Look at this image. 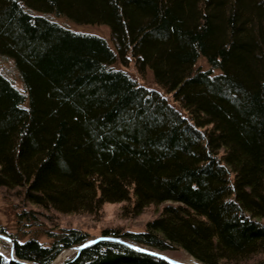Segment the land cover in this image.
<instances>
[{
	"label": "trees",
	"instance_id": "obj_1",
	"mask_svg": "<svg viewBox=\"0 0 264 264\" xmlns=\"http://www.w3.org/2000/svg\"><path fill=\"white\" fill-rule=\"evenodd\" d=\"M54 17L108 26L113 46ZM0 58L22 88L0 71V193L36 208L16 212L25 239L0 225L15 258L50 264L91 238L43 217L124 203L161 210L100 236L264 264V0H0ZM60 264L171 263L102 239Z\"/></svg>",
	"mask_w": 264,
	"mask_h": 264
},
{
	"label": "rangeland",
	"instance_id": "obj_2",
	"mask_svg": "<svg viewBox=\"0 0 264 264\" xmlns=\"http://www.w3.org/2000/svg\"><path fill=\"white\" fill-rule=\"evenodd\" d=\"M54 19L57 20V22L67 26L71 30L96 34L104 38L110 46H113L108 26L77 24L62 17H54ZM197 64L204 68L207 67L203 59H200ZM118 65L120 66V64ZM126 69L130 72V74H132L133 77L137 78L139 82H143L148 86H153L152 77L149 72L146 73L142 80L136 72L133 63H130ZM0 71L7 78L14 81L17 89H22L21 84L17 80V74L11 59L8 60L0 58ZM10 194L11 193L7 192L4 194L0 193V225L3 226L8 232L14 234L17 233L21 238L25 239L29 237L32 232L30 233L31 229L28 228L21 232L18 231L16 212H19L23 207H25L27 210H35L36 208L30 204L23 203L19 197H16L15 195L12 197ZM123 204L124 203H104L96 214H52L51 220L44 218L43 215H41V217H43L42 222L44 223L45 227L51 228L54 226L53 228H60L71 226L88 232L91 236L89 239H93L100 237L99 234L103 228H115L121 230L143 229L145 223L149 219L153 218L158 213V211L161 210V205L157 207L149 206L146 207L143 212H141V214L133 215L132 213L129 214L123 211ZM0 234L10 238L6 234ZM36 237L39 241L44 243H48L50 241L43 233H37ZM10 241L0 238V253L8 259H10L11 243H13L11 238ZM75 250L77 251L76 248L63 249L50 264H60L64 262L68 257L74 254ZM162 253L180 262L191 263L192 261H195L193 257L189 256L181 249L168 250Z\"/></svg>",
	"mask_w": 264,
	"mask_h": 264
},
{
	"label": "water",
	"instance_id": "obj_3",
	"mask_svg": "<svg viewBox=\"0 0 264 264\" xmlns=\"http://www.w3.org/2000/svg\"><path fill=\"white\" fill-rule=\"evenodd\" d=\"M0 238H3L7 241H10V238L0 234ZM102 239H110V240H114V241H119L125 245H127L128 247L136 250V251H139V252H144V253H148V254H151L155 257H158V258H161V259H164L168 262H170L171 264H200L196 261H192L191 263H185V262H180V261H177L171 257H168L167 255L163 254L162 252H159V251H156V250H152L150 248H147V247H143V246H140V245H137V244H133V243H130L128 241H125V240H122L120 238H116V237H108V236H100V237H96V238H93V239H89L87 241H85L83 244L79 245L77 247V254L83 249L85 248L86 246L88 245H91L99 240H102ZM11 242V241H10ZM10 260L12 261H15L19 264H32L30 262H27V261H23V260H20V259H17L14 257V248H13V243H11V250H10Z\"/></svg>",
	"mask_w": 264,
	"mask_h": 264
},
{
	"label": "snow or ice",
	"instance_id": "obj_4",
	"mask_svg": "<svg viewBox=\"0 0 264 264\" xmlns=\"http://www.w3.org/2000/svg\"><path fill=\"white\" fill-rule=\"evenodd\" d=\"M0 255H2V254H0Z\"/></svg>",
	"mask_w": 264,
	"mask_h": 264
}]
</instances>
